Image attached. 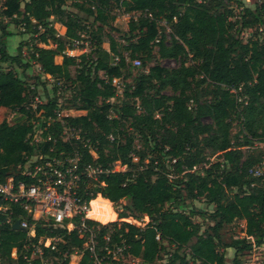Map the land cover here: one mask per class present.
<instances>
[{
  "label": "trees",
  "instance_id": "trees-1",
  "mask_svg": "<svg viewBox=\"0 0 264 264\" xmlns=\"http://www.w3.org/2000/svg\"><path fill=\"white\" fill-rule=\"evenodd\" d=\"M118 7L139 13L126 22L127 29L121 34L127 59L118 49L121 43L112 38L110 50L102 46V27L110 26ZM4 19L16 25L19 34L29 35L28 41L18 43L15 54L7 49L13 33L5 23L1 25ZM54 22L65 26L64 33L56 35ZM161 22L169 25L168 43L158 27ZM90 24L97 26L92 29ZM0 29V109H17L25 117L22 122L0 125V181L34 150L27 140L28 120L33 115L29 102L41 84L38 79L42 77L44 85L49 75L54 84L66 85V90L73 86L75 95L68 100L77 96L82 103L78 108H87L85 115L67 118L80 128L82 137L98 141L97 158L85 152V159L109 169L102 176L104 186L94 189L101 194L94 197L92 207L114 211L113 203L128 200L127 211L149 218L143 227L85 220L95 228L100 264L121 261L112 259L108 251L122 245L125 257L139 258L142 264H152L164 244L174 246L170 264H226L228 250L233 251L232 264H245V254L264 248V164L261 152L252 151L258 148L256 143L264 149V0H0ZM85 30L93 39V49L79 61L64 55ZM247 31L252 33L243 40ZM32 39L45 47L33 44ZM57 55H62L60 63L55 62ZM155 55L178 59L180 64L171 70L158 63L149 65ZM135 58L141 60L138 66L132 64ZM76 62H84L85 67L73 76L70 66ZM4 64L22 70L35 64L39 69L33 80L24 81L12 68L4 69ZM131 74L134 85L123 92L138 99L143 113L129 104L122 107L121 116L131 121L146 144L158 140L153 141L142 168L145 153L134 148L133 135L120 139L119 119L108 117L109 99L116 95L112 78ZM166 86L172 93H162ZM238 96L245 97L238 101ZM38 107L50 114L53 100ZM204 116L212 123H203ZM55 125L58 131L59 124ZM234 125L237 131L233 134ZM117 162L126 169L112 170ZM256 166H262L260 175L252 172ZM200 197L213 208L206 211L191 202ZM9 210L13 220L27 218L33 223L35 235L12 228L7 215L0 213L3 259L26 264L20 253L25 242L59 237L55 250L43 247V256L51 253L60 258L58 264H70L71 254L80 252L77 264H94L76 227L68 231L43 225L26 217L16 205ZM193 215L209 218V230L200 232ZM237 219L244 221V234L223 241L220 230ZM74 221L78 223L79 217ZM13 248L16 257L11 255ZM185 248L186 255L179 253ZM32 261L42 264L38 258Z\"/></svg>",
  "mask_w": 264,
  "mask_h": 264
},
{
  "label": "built area",
  "instance_id": "built-area-1",
  "mask_svg": "<svg viewBox=\"0 0 264 264\" xmlns=\"http://www.w3.org/2000/svg\"><path fill=\"white\" fill-rule=\"evenodd\" d=\"M91 7L94 8L93 5ZM138 15L139 13L118 7L114 11L113 21L121 19L128 22L130 19L135 20ZM92 49L93 39L85 30L73 39L71 47L64 51V55L78 60V56L87 54ZM76 52L79 53L75 54ZM124 55L127 59V54ZM132 64L138 66L140 60L132 59ZM46 80L52 78L46 75ZM121 81L120 78L115 77L112 78L111 83L118 86ZM54 86L56 90L51 93L37 92L31 96L29 106L33 115L28 120L31 129L27 134V140L34 145V150L26 154L24 161L0 181V213L7 215V221L13 223L15 219L11 218L12 211L9 207L16 205L26 217H30L33 221L40 220L43 225L62 227L68 231L76 227L77 235L84 239V246L88 249L93 263L100 264L101 259L95 253V228L87 225L85 220L90 219L87 216L90 201L98 191L94 189L104 186L102 176L109 169L103 168L94 160L85 159V152L92 159L97 158L98 141L92 142L90 137H82L80 128L68 123L67 118L81 114L75 113L67 106L66 85L57 81ZM238 90L239 88L231 91ZM243 97L245 96H238L237 100L243 101ZM49 99L53 100V107L51 113L46 115L45 109L38 106L47 103ZM55 123L59 124L58 131L55 130ZM107 138L110 141L114 139L112 134ZM59 146L62 147L58 148ZM118 166L120 168H116L114 164L112 170L126 169V165ZM252 172L254 175H260L262 166H256ZM93 191H95L94 196H92ZM76 216L79 217L78 223L74 221ZM19 225L28 235H35L33 223H29L27 218L19 219ZM155 238L159 240V235L157 234ZM59 240V237H48L43 240L40 238L37 242H25L20 252L22 258L26 264H34L32 260L35 258L40 259L42 264H47L44 262L43 247L55 250ZM124 248V245L116 246L108 251L112 254V259H121L118 263L108 264H129L124 261ZM13 250L16 253V249ZM130 264H142V262L139 258L131 257Z\"/></svg>",
  "mask_w": 264,
  "mask_h": 264
},
{
  "label": "rangeland",
  "instance_id": "rangeland-1",
  "mask_svg": "<svg viewBox=\"0 0 264 264\" xmlns=\"http://www.w3.org/2000/svg\"><path fill=\"white\" fill-rule=\"evenodd\" d=\"M247 3H250L251 0H244ZM72 8V7H71ZM63 20H66L65 17L63 18ZM7 19L1 20V25H5L7 30L12 31V36L8 37V45H7V49L10 53L15 54L16 53V48L17 45L20 41H28L29 40V35L28 34H19L20 29L18 27H16V25H14L11 22H7ZM110 26H103L102 27V32H101V36L104 40V42L102 43V46L108 50H110L111 48V43L109 41V39H113L115 40L117 43H121L119 45V50L122 51L123 54H128V51H125L124 49H122L123 47L126 46V43L123 40V36H121V34L126 31L127 26H126V21L125 20H117V21H112L110 22ZM92 29L96 28L97 25H93L90 24ZM53 26L55 27V29L58 31L59 34L64 33L65 31V26L61 25H57V24H53ZM112 27V29L110 28ZM159 29H163V33L165 34V43H168V40L170 39V35H169V25L165 24L164 22L159 23L158 25ZM1 32V29H0ZM251 31H247L244 35H243V40H246L250 35H251ZM32 43H36L38 46H44L41 45L40 43H37V41L34 39H32ZM26 49V45H24L23 50L25 51ZM158 46L154 47V51H157ZM79 53V52H78ZM77 52L75 54H78ZM81 56V55H80ZM80 56H78V58H80ZM79 61V60H76ZM141 62V60H140ZM153 63H158L160 65H162L163 67L167 68V69H175L179 66L180 62L178 59H172V58H160L157 55H155L154 58H152L151 61H149V65L153 64ZM85 67V63L84 62H76L75 65L70 66V70L72 75H76L81 69H83ZM3 68H12L15 73H17V75H19L24 81H27V78L30 77L31 79L35 77V75L38 73V68L35 66V64H32L29 68L22 70L21 68H17L14 66H9L8 64H4ZM251 69L254 73H256L257 69L254 65L251 66ZM42 78V77H41ZM39 78L37 83H41L38 88H37V92H40L41 94L43 93H51L53 92V86L54 84V80H49L47 83H45L44 85L42 84V79ZM30 79V80H31ZM33 80V79H32ZM31 80V82H32ZM121 84L118 86H115L116 88V95L113 98L109 99L110 103V108L108 110V117L109 118H113V119H119V125H118V129L123 131L122 134L119 135L120 139H123L124 135L127 136V134L133 135V146L134 148L140 152H144L146 155V158L144 160V162L142 164H140L141 166L139 168H142L143 165L145 163L148 162V154L151 155V147L153 145V141H157V139L154 140H150L148 141V144H146L144 142V139L141 137V135L132 127L131 125V121L128 119H125L124 117H122V113H123V108L126 105H135L136 106V111L138 113H143V110L138 107L139 101L137 98L134 97H128L124 94L123 90H127V89H131L134 85V81H133V74L131 75H125L124 79H121ZM57 82V81H56ZM33 83V82H32ZM73 86H71V88H69L68 90L65 91L66 93V99L68 100L69 97H71L72 95L74 96L75 94H73V90H72ZM75 88V85H74ZM71 90V91H70ZM70 91V93H69ZM162 93L165 94H170L171 89L169 87H165L162 90ZM72 96V97H73ZM205 99L206 96H200V99ZM71 100H68V107H71L75 113L77 114H81V115H85L87 108H78L79 105H81L82 103L80 102V100L78 99V97H74V98H70ZM72 101L74 102L75 105H73ZM76 110V111H75ZM155 116H158L157 114ZM0 124L1 126H8V125H12L16 122H22L25 121V117L23 115H21L20 112H18L17 109H8V108H2L0 109ZM201 121L203 123H212L211 119L207 116L202 117ZM237 131V127L236 125L233 126L232 129V133L234 134ZM159 136H157L156 138H158ZM111 145V144H110ZM255 145H258V148L253 149L252 151H256L257 152H261V159L264 162V149L262 148V144L261 143H256ZM147 153V154H146ZM154 153V152H152ZM138 159V156H137ZM214 158L211 157L210 160L212 161ZM134 160H136V158H134ZM116 164V168H120V166H118V162L115 163ZM98 192H100L101 194V190L99 189L96 193V195L98 194ZM95 195V197H96ZM188 202V201H187ZM193 202V204L201 209H204L206 211L211 210L213 208V204H209L206 202V200L203 197L200 198H196L195 200L191 201ZM113 203V202H112ZM129 201L128 200H121L117 203H113V208L114 211H110V210H101L99 212H97L96 217L102 220H107L109 222L111 221H117L118 223L121 222H127V223H132L135 225H139L140 227L145 226V224L147 223V221H149V218L147 216H136V214H131L129 211H127L125 209V205H128ZM184 208L186 207V209H188L189 207V203H185V206H183ZM183 209V208H182ZM185 210V209H184ZM118 212L120 213V215H118ZM117 214V215H116ZM192 220L197 223L200 227V232H203L204 230H209V226L212 224V221L207 218V217H201L198 215H193L192 216ZM98 222V221H97ZM100 225H106L102 224L100 222H98ZM104 223V222H103ZM244 229V221L243 220H235L233 221L232 224L229 225H225L222 227V229L220 230V236L222 238L223 241H229L231 238L236 237V236H242L244 234L243 232ZM165 249L161 250L158 254L157 259L152 263V264H170V259H171V253H174V246L173 245H166L164 244ZM262 247V246H261ZM188 252V248L182 249L179 251V253H182L183 255H186V253ZM227 258H226V264H232L231 262V258H232V254L233 251L228 250L227 252ZM245 254V253H244ZM12 257H16V253H14V250H12L11 253ZM81 257V253L80 252H74L73 254H71L70 256V264H77L80 260ZM243 262L245 264H264V248L260 249V247H256L255 249H251V251H249L247 254L244 255V257L242 258ZM130 260L131 257H124V261L126 263L130 264ZM60 261V258H55L51 253H48L46 256H44V262L47 264H58ZM12 262L7 261L6 259H3L2 257H0V264H11ZM89 264V263H88Z\"/></svg>",
  "mask_w": 264,
  "mask_h": 264
},
{
  "label": "bare ground",
  "instance_id": "bare-ground-1",
  "mask_svg": "<svg viewBox=\"0 0 264 264\" xmlns=\"http://www.w3.org/2000/svg\"><path fill=\"white\" fill-rule=\"evenodd\" d=\"M96 198H93L91 201H90V209H89V211H88V213H87V216L90 218V219H92V220H94V221H98V222H100V223H102V224H105V223H107V222H105L106 220H102V219H99V218H97L96 217V215H97V212H99V211H101V210H105V209H94V207H92V202L95 200ZM113 209V208H112ZM107 210V209H106ZM114 210V209H113ZM117 215V214H116ZM103 222H105V223H103Z\"/></svg>",
  "mask_w": 264,
  "mask_h": 264
},
{
  "label": "crops",
  "instance_id": "crops-1",
  "mask_svg": "<svg viewBox=\"0 0 264 264\" xmlns=\"http://www.w3.org/2000/svg\"><path fill=\"white\" fill-rule=\"evenodd\" d=\"M53 24H54V25H55V24L60 25V24H58V23H56V22H54ZM61 27H62V26H61ZM40 44H41V43H40ZM41 45H44V44H41ZM44 47H45V45H44ZM54 59H55V62H56V63H60V62L62 61V55H57V56H55ZM35 66H36V65H35ZM36 67L38 68V66H36ZM1 109H2V108H1ZM0 121H1V120H0ZM0 125H1V124H0Z\"/></svg>",
  "mask_w": 264,
  "mask_h": 264
},
{
  "label": "water",
  "instance_id": "water-1",
  "mask_svg": "<svg viewBox=\"0 0 264 264\" xmlns=\"http://www.w3.org/2000/svg\"><path fill=\"white\" fill-rule=\"evenodd\" d=\"M12 228L24 230L23 227L19 225V219L14 220V222L12 223Z\"/></svg>",
  "mask_w": 264,
  "mask_h": 264
}]
</instances>
